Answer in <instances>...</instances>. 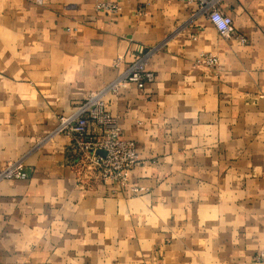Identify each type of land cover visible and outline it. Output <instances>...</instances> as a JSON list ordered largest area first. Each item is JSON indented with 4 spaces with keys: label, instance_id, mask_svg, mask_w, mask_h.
I'll use <instances>...</instances> for the list:
<instances>
[{
    "label": "crops",
    "instance_id": "obj_1",
    "mask_svg": "<svg viewBox=\"0 0 264 264\" xmlns=\"http://www.w3.org/2000/svg\"><path fill=\"white\" fill-rule=\"evenodd\" d=\"M221 6L230 37L193 0H0V165L29 174L0 181V264H264V0ZM145 56L105 97L140 162L105 182L60 117Z\"/></svg>",
    "mask_w": 264,
    "mask_h": 264
},
{
    "label": "built area",
    "instance_id": "obj_2",
    "mask_svg": "<svg viewBox=\"0 0 264 264\" xmlns=\"http://www.w3.org/2000/svg\"><path fill=\"white\" fill-rule=\"evenodd\" d=\"M193 1H197L199 10L207 14L221 35L230 37L234 34V19L222 9L223 0ZM96 9L119 13L121 6L117 2L102 1L96 4ZM205 61L214 65L217 58L206 55ZM154 80L155 73L147 68V57H140L114 81L102 89L91 91L85 101L78 105L74 114L60 117L57 131L71 135L73 141L80 146L85 159L105 182L128 185L131 171L140 162L136 141L124 136L118 118L106 107L105 97L108 93H118L121 88L132 84L143 88ZM93 123L102 127V133L91 132ZM28 175L23 160L0 165V181L27 178ZM257 257L263 259L264 253Z\"/></svg>",
    "mask_w": 264,
    "mask_h": 264
}]
</instances>
